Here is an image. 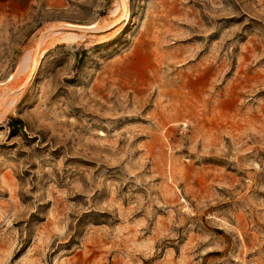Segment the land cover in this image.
Listing matches in <instances>:
<instances>
[{
    "label": "rangeland",
    "instance_id": "1",
    "mask_svg": "<svg viewBox=\"0 0 264 264\" xmlns=\"http://www.w3.org/2000/svg\"><path fill=\"white\" fill-rule=\"evenodd\" d=\"M0 264H264V0H0Z\"/></svg>",
    "mask_w": 264,
    "mask_h": 264
},
{
    "label": "trees",
    "instance_id": "2",
    "mask_svg": "<svg viewBox=\"0 0 264 264\" xmlns=\"http://www.w3.org/2000/svg\"><path fill=\"white\" fill-rule=\"evenodd\" d=\"M69 34H71L72 36H74L75 38L78 37V33L81 28L79 27H69ZM54 33H51L50 35H53ZM28 58H30V56L28 54H24L23 55V61H26ZM21 70V69H20ZM21 123V119L19 117H10L7 121V125L10 128V130L15 129L16 125Z\"/></svg>",
    "mask_w": 264,
    "mask_h": 264
}]
</instances>
